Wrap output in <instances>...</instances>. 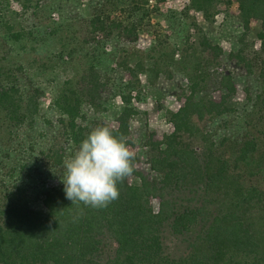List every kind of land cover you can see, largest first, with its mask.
<instances>
[{"label": "trees", "instance_id": "obj_1", "mask_svg": "<svg viewBox=\"0 0 264 264\" xmlns=\"http://www.w3.org/2000/svg\"><path fill=\"white\" fill-rule=\"evenodd\" d=\"M224 1L190 0L188 8L210 20ZM12 2L35 20L42 11L51 15L50 0H0V264H264V0H235L238 41L259 22L257 49L247 50L246 43L227 54L201 37L202 56L183 72L179 106L167 112L171 132L144 139L145 167L136 154L133 174L118 184L119 198L103 209L66 198L63 160L98 125L135 146L140 82L121 84L117 126L89 113L107 110L115 71L102 73L104 53L96 50L113 37L136 43L152 12L141 10L140 0H107L97 7L84 40L95 48L91 64L59 82V75L45 79L50 69L44 61L70 64L74 47L61 43L59 53L52 50L39 66L35 59L16 67L10 42L29 37L42 47L59 36L62 24L35 22L33 30H14L3 20ZM108 4L113 10L105 9ZM149 61L157 78L162 66ZM117 67L138 78L129 63L118 61ZM138 68L146 73L143 63ZM237 72H245L243 85ZM233 117L239 126L233 132L225 124L221 137L216 123ZM53 181L59 184L51 186Z\"/></svg>", "mask_w": 264, "mask_h": 264}, {"label": "rangeland", "instance_id": "obj_2", "mask_svg": "<svg viewBox=\"0 0 264 264\" xmlns=\"http://www.w3.org/2000/svg\"><path fill=\"white\" fill-rule=\"evenodd\" d=\"M105 1L107 0H50L48 7V13H51L50 19H48L47 13L42 11L40 13L41 18L37 17L36 20L31 13L25 15L18 3L12 2L11 10L3 14V20L7 21L9 26L14 27V30H33L35 29V22H39L40 26L56 22L62 24L58 33L59 36L53 38L54 40L52 39L49 43L46 42L42 47L36 45L33 38L29 37L22 42L14 43L11 41L10 44L16 49L12 56L13 64L17 67L21 63L29 64L36 59L38 60L36 65L39 66L42 63L41 60L47 55L50 56L49 53L52 50L59 53L61 43H65L68 48L74 47V59H71L70 64L54 59H50L53 62L44 61H48V69H50L45 79L56 78V75H59L60 82L66 78H73L77 74H82L91 64L90 57L95 50L94 47L85 44L84 41L89 31V22L97 7L104 5ZM227 1L225 0L221 7L213 8L211 11L213 17L206 20L203 14L188 8L190 7V0H165L164 2L149 0L148 3L140 0V9H149L152 14L143 21L142 30L136 43L130 44L121 38L113 37L97 46V55L100 56L101 53H104L100 58V64L104 71L102 73L106 74V70L115 71L111 75L112 81L109 82V90L105 97L108 100L104 102L103 106L107 110L101 108V111H96V109L89 108V113L91 116L98 117L99 121L103 118L101 116H105L104 119L107 124L117 126V116L121 113L122 106L119 96L121 84H126L131 80L140 82L138 90L142 91L141 100H134V105L139 109V116H137V121L134 122L135 126H133L134 134L137 136L135 146L131 149L139 156L144 167L147 154L143 147L144 139L148 138L149 135L162 139L164 134L171 132L172 128L167 119V112L169 109L179 106L177 94L180 92V88L186 85L183 72L197 58L202 56L199 50L201 37L206 34L210 40L220 44L227 54L229 53L227 51H237L246 43H248L246 45L247 50L258 48L259 41L256 38V33L261 29V24L254 21L249 35L243 38L245 42L240 43L238 36L242 29L238 27V4L235 0H230L233 3L228 6ZM60 5L63 7L61 12L52 9ZM106 7L107 10H113L111 4L106 5ZM125 8L129 11V4L124 5L123 10ZM128 15L124 12L122 14L116 13V16L123 18ZM2 32H5V36L8 38L9 32L6 26H3ZM33 47L38 48L39 54H36ZM190 48L194 49V55ZM149 59L160 63L162 66L161 73L157 78L154 77ZM118 61L129 63L130 67L137 69L138 78L119 69L117 67ZM139 63H143L145 74L140 72ZM51 68L56 69L52 70ZM237 73V82L243 85L245 72L243 74ZM48 104L49 100L46 99L42 107L47 109ZM242 115L244 112L240 116V121ZM48 117L52 118L53 116L50 114ZM237 119V117L228 118L229 122L218 120L215 127L220 128L221 137L224 134L223 126L227 123L234 126L233 132H235V126H239ZM207 125L210 126V123L204 124L202 127H207ZM58 184L59 182L53 181L50 185L57 186Z\"/></svg>", "mask_w": 264, "mask_h": 264}, {"label": "clouds", "instance_id": "obj_3", "mask_svg": "<svg viewBox=\"0 0 264 264\" xmlns=\"http://www.w3.org/2000/svg\"><path fill=\"white\" fill-rule=\"evenodd\" d=\"M136 153L127 137L98 125L63 160L66 198L72 204L103 209L120 195L118 184L134 172Z\"/></svg>", "mask_w": 264, "mask_h": 264}]
</instances>
